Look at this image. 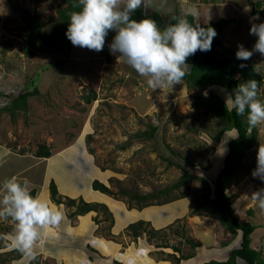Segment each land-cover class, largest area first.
<instances>
[{"label":"rangeland","instance_id":"rangeland-1","mask_svg":"<svg viewBox=\"0 0 264 264\" xmlns=\"http://www.w3.org/2000/svg\"><path fill=\"white\" fill-rule=\"evenodd\" d=\"M251 1L261 2L257 13L244 11L245 5L252 10ZM191 2L200 10V25L235 18L219 35L231 49L237 51L239 44L253 48L257 37L250 34V18L258 15L254 22H264V0ZM65 5V0H0V182L12 176L27 181L30 190L36 188L34 196L63 214L59 226L42 231L34 259L0 241V261L9 258L0 264H196L226 259L240 245L241 232L233 235L216 217L192 212L203 201L201 179L213 183L228 141L237 135L229 129L220 139L214 138L226 121L205 102L215 95L226 102L228 88L208 84L190 89L183 80L152 91L144 77L117 61L119 53L110 52L115 31H109L99 52L72 44L62 65H58L64 58L60 54L38 51L26 56L20 29L26 12L39 10L47 29L57 20L58 7ZM142 7L163 14L180 11L179 0H151ZM251 60L264 74V56L255 52ZM27 89H38V94L29 98L27 109L12 117L3 107ZM92 91L96 97L88 102L85 96ZM259 96L264 99V83ZM242 120L249 131L246 117ZM257 127V143L247 151L227 191L239 220L256 225L252 246L264 255V210L251 199L252 192L264 188V181L252 176L260 141L264 142V125ZM40 144L50 146L49 157L35 156ZM221 147L226 149L223 155L218 153ZM184 167L195 177L170 190L176 199L137 207L132 193L164 190L182 176ZM95 178L113 193L94 190ZM52 180L61 203L52 198ZM66 197L77 198L75 205H68ZM80 198L107 208L99 205L74 214ZM138 219L150 224L137 236L128 225ZM11 230L10 223L0 222V234ZM184 254H191L190 260L182 258Z\"/></svg>","mask_w":264,"mask_h":264},{"label":"clouds","instance_id":"clouds-1","mask_svg":"<svg viewBox=\"0 0 264 264\" xmlns=\"http://www.w3.org/2000/svg\"><path fill=\"white\" fill-rule=\"evenodd\" d=\"M150 4L151 0H77L73 7L79 10L68 13L70 23L66 35L74 46L99 52L104 48L109 31H115L109 48L112 54H120L117 61L123 60L144 77L152 91L163 90L165 86L172 88L183 83L190 56L197 51L211 50L217 32L214 27L200 25V10L191 0H179V14L172 16L174 22L163 29L153 18H133L137 9ZM244 11L251 12V7L245 5ZM256 20H259L258 15L250 18V34L257 40L251 50L238 45V60H251L255 52L264 56V22L255 23ZM240 67L245 68L247 64L241 63ZM259 90L258 81L248 79L227 94V110L246 117L251 127L264 125V99L260 98ZM225 151L223 147L218 149L220 155ZM252 176L264 181V142L261 141ZM251 199L264 210V188L252 192ZM62 219L59 209L39 195H32L27 181L21 182L12 176L0 182V222L10 223L12 228L10 233L0 234V241L24 257L34 259V245L42 231L59 226Z\"/></svg>","mask_w":264,"mask_h":264},{"label":"trees","instance_id":"trees-1","mask_svg":"<svg viewBox=\"0 0 264 264\" xmlns=\"http://www.w3.org/2000/svg\"><path fill=\"white\" fill-rule=\"evenodd\" d=\"M66 5L58 7V18L56 21L50 23L49 27L45 29V22L42 20L39 10L33 12H26L23 18V24L20 26L21 35L24 40V53L28 57H33L38 51L49 53H56L63 55L58 65L66 63L69 59L72 42L68 39L66 31L70 23L68 13L79 8H74L73 5L77 0H65ZM252 13L258 12V7L261 5L259 1H251ZM178 14H163L160 11L147 12L142 6L137 9L133 15L135 19L150 17L155 19L161 29L170 22L171 17ZM190 21L191 17L188 18ZM235 18L220 17L216 20H211L208 23L201 24L202 27H214L217 35L214 37L211 50L207 52L197 51L195 55L190 56L187 60L189 64L188 72L184 78L187 86L190 89L203 88L208 84L220 85L228 88L229 94L234 91L241 81L248 79H255L258 81L260 88L264 83V74L258 66L252 61H241L236 58V52L227 46L220 38L222 30ZM246 63L247 67L241 68L240 64ZM234 75H238L240 80H237ZM38 94V89L25 90L19 92L16 96L11 97L9 102L5 104L4 109L11 112L12 117H15L16 111L19 109H27L28 100L31 96ZM96 97L95 92L92 91L90 95L85 96L86 101L90 102ZM213 99H206L205 102L209 108L214 109L216 114L225 120V124L218 130L214 138L220 139L222 133L229 129H235L237 135L228 141V150L224 156L223 164L220 170L216 173L214 181L210 184L205 178H202L204 187L203 201L197 203L192 213H203L216 217L222 226L230 230L233 235L241 232V242L236 248L229 252V256L224 260L211 259L203 264H264V255L260 249L252 246V233L256 229V225L251 221L241 222L236 215L235 207L232 201V196L227 191L228 183L235 177L239 171L242 161L249 149L257 143L258 127L249 126V131L244 130L242 117L237 116L235 110L228 111L226 102L219 96H213ZM155 127L148 132L151 136ZM51 155V148L47 144H40L38 150L35 152L37 157H49ZM168 161L176 163L171 158ZM177 165L183 167V165ZM182 176L171 186L164 190L151 193H132L131 198L136 200L137 207L141 208L146 204H162L173 199L169 193L172 189H178L181 186L187 185L195 176L185 167ZM23 182V180H19ZM94 190H99L104 193L112 194L111 188L104 182L95 178L92 183ZM212 185V186H211ZM32 195L36 194V188H32ZM50 191L52 198L61 203L62 199L58 193L57 186L52 180L50 183ZM155 193V194H154ZM165 195V196H164ZM184 196V195H182ZM164 197V198H162ZM68 205H75L77 198L66 197ZM155 198V202H152ZM99 205L107 208L106 205L100 202L86 201L83 198L78 199L77 208L74 214H84L91 210H96ZM149 221L138 219L131 222L128 228L133 231L134 235H139L142 230H146V225ZM179 250V248H176ZM191 254L183 255L182 258H189ZM179 261L182 259L178 257ZM9 258L4 257L0 261L5 262ZM176 264H179L177 262Z\"/></svg>","mask_w":264,"mask_h":264},{"label":"crops","instance_id":"crops-1","mask_svg":"<svg viewBox=\"0 0 264 264\" xmlns=\"http://www.w3.org/2000/svg\"><path fill=\"white\" fill-rule=\"evenodd\" d=\"M40 158L45 159V158H47V157H40ZM187 260H190V257H189ZM206 261H209V260H198V261L196 262V264H202V263H204V262H206Z\"/></svg>","mask_w":264,"mask_h":264}]
</instances>
